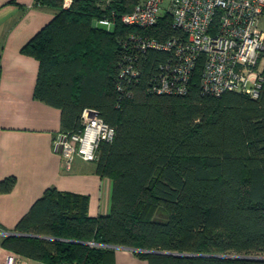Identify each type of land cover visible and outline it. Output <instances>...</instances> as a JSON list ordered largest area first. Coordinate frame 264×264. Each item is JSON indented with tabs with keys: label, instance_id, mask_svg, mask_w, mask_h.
Listing matches in <instances>:
<instances>
[{
	"label": "trees",
	"instance_id": "1",
	"mask_svg": "<svg viewBox=\"0 0 264 264\" xmlns=\"http://www.w3.org/2000/svg\"><path fill=\"white\" fill-rule=\"evenodd\" d=\"M100 0H35L54 17L22 48L38 60L34 97L57 107L61 129L80 127L84 108H95L115 128L99 145L96 172L110 177L107 215L88 214L89 197L48 187L0 244L42 264H113V245L136 248L148 264H264V83L258 97L199 86L201 65L185 94L148 92L162 53L139 54L141 75L120 97L118 72L130 53V32L93 21L130 0L100 7ZM175 33L163 15L146 30L164 39ZM14 176L0 180L10 191ZM161 210L165 219H155ZM31 234V235H24ZM94 241L105 246H90ZM147 250L185 253L174 255Z\"/></svg>",
	"mask_w": 264,
	"mask_h": 264
},
{
	"label": "built area",
	"instance_id": "2",
	"mask_svg": "<svg viewBox=\"0 0 264 264\" xmlns=\"http://www.w3.org/2000/svg\"><path fill=\"white\" fill-rule=\"evenodd\" d=\"M72 0H63L68 8ZM124 0H100L104 8ZM163 15L171 17L175 33L164 39L146 30L156 26ZM122 24L143 30L130 32V53L126 52L118 72L120 97H131L128 86L138 81L141 71L139 54L148 50L162 53L155 60V72L146 85L148 92L185 94L196 69L201 65L199 86L204 93L220 96L227 91L259 96L264 83V0H130V7L117 13L110 10L95 24L114 28L116 17ZM115 128L95 108L86 107L80 127L73 132L61 131L53 147L64 166L75 158L96 161L99 145L111 142ZM11 230L0 226V234ZM90 246H105L94 241ZM5 264H26L19 253L7 256ZM80 264V263H78Z\"/></svg>",
	"mask_w": 264,
	"mask_h": 264
},
{
	"label": "crops",
	"instance_id": "3",
	"mask_svg": "<svg viewBox=\"0 0 264 264\" xmlns=\"http://www.w3.org/2000/svg\"><path fill=\"white\" fill-rule=\"evenodd\" d=\"M34 1L0 0V180H16L10 191L0 192V226L5 230H13L48 187L87 195L90 216L107 215L111 208V178L99 175L93 161L75 158L69 168L64 166L53 147L62 131L60 109L34 97L39 62L21 48L55 14ZM11 253L0 244V264ZM113 264L148 262L123 246L114 248Z\"/></svg>",
	"mask_w": 264,
	"mask_h": 264
},
{
	"label": "water",
	"instance_id": "4",
	"mask_svg": "<svg viewBox=\"0 0 264 264\" xmlns=\"http://www.w3.org/2000/svg\"><path fill=\"white\" fill-rule=\"evenodd\" d=\"M93 26H95V21H93ZM12 234H17L16 232H8V235H12ZM24 235H31V234H24ZM114 248L116 247H123L121 245H113ZM127 247L131 250H136V248L133 247H128V246H124ZM149 252H159V253H166V254H174V255H188L185 253H173V252H166V251H155V250H147ZM225 257H235V258H245V259H264V256H246V255H225Z\"/></svg>",
	"mask_w": 264,
	"mask_h": 264
},
{
	"label": "rangeland",
	"instance_id": "5",
	"mask_svg": "<svg viewBox=\"0 0 264 264\" xmlns=\"http://www.w3.org/2000/svg\"><path fill=\"white\" fill-rule=\"evenodd\" d=\"M100 27H102V25H99ZM107 28V27H106ZM155 219H158V220H162V219H165V214L161 211V210H158L155 214ZM138 249H136L135 251H137ZM140 251V250H138Z\"/></svg>",
	"mask_w": 264,
	"mask_h": 264
}]
</instances>
